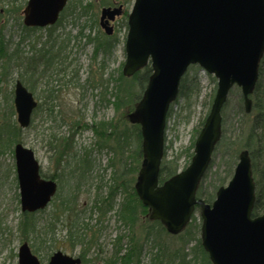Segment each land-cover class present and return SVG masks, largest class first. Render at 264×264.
<instances>
[{
    "label": "water",
    "instance_id": "1",
    "mask_svg": "<svg viewBox=\"0 0 264 264\" xmlns=\"http://www.w3.org/2000/svg\"><path fill=\"white\" fill-rule=\"evenodd\" d=\"M68 0H28L24 25H54ZM124 14V6L102 8L100 25L107 35ZM123 74L132 76L151 63L147 87L128 113L141 125L143 162L135 189L149 217L171 234L181 233L200 209L201 240L213 264H264V213L253 216L256 183L248 149L239 153L233 175L209 203L197 197L200 182L222 136V109L234 86L241 88L244 108L252 111L264 56V0H134L128 16ZM198 64L218 79L216 94L194 146L190 164L160 183L170 106L183 76ZM17 121L30 126L38 106L33 91L20 79L14 88ZM1 110V103H0ZM23 211L44 209L58 191V182L41 175L35 151L23 142L14 146ZM19 264H41L30 243L18 249ZM81 258L55 251L48 264H80Z\"/></svg>",
    "mask_w": 264,
    "mask_h": 264
},
{
    "label": "rangeland",
    "instance_id": "2",
    "mask_svg": "<svg viewBox=\"0 0 264 264\" xmlns=\"http://www.w3.org/2000/svg\"><path fill=\"white\" fill-rule=\"evenodd\" d=\"M27 1L0 0V37H4L9 49L18 48L21 56L6 65L0 59V122L5 114H10L11 104L15 108V83L25 67L22 59L31 54L32 44L38 41L40 47L48 35H52V42L53 39L57 43L64 42L62 59L42 76L35 77V87L31 90L41 105L33 113L32 124L22 132L23 143L35 151L41 171L57 176L59 188L49 205L36 212V232L24 234L19 229L24 211L16 171L15 144L0 152V264H19L18 249L26 240L41 264H48L50 256L58 250L80 257V264H122L114 256V239L129 231L118 221L115 211L104 216L95 207L96 200L108 194L113 174V168L108 165L112 154L98 146V137L88 125L113 119L117 123L128 116L127 111H117L112 104L116 82H108L109 77H118L126 60L128 27L125 14L112 22L118 42L112 53L105 56L101 51L96 54L95 50L98 42L107 35L100 25L102 8L107 5H101L100 0H69L71 6L56 29L49 32L41 27L22 39L23 9ZM19 6L23 9L18 13ZM89 35L92 41H89ZM42 67H39V73ZM187 75L189 79H199L200 95L190 99L179 95L166 128V157L171 160L180 155L179 171L190 164L187 148L194 137L197 138L196 131L200 132L204 125L218 83V79L200 65H191ZM241 107L244 108L242 91L235 86L222 109V128L231 138L244 131L254 116V111L244 115ZM13 118L17 121V113ZM53 136L58 138V144L65 139L71 142L64 148L66 155L60 158V162L50 142L51 139L55 142ZM224 149L213 153V166L206 173V185L215 182L217 173L226 175ZM85 157L89 163L83 160ZM232 175L221 186H226ZM195 215L200 221V209H196ZM127 244L125 241L124 247ZM151 253L152 244L146 242L140 264H151Z\"/></svg>",
    "mask_w": 264,
    "mask_h": 264
},
{
    "label": "trees",
    "instance_id": "3",
    "mask_svg": "<svg viewBox=\"0 0 264 264\" xmlns=\"http://www.w3.org/2000/svg\"><path fill=\"white\" fill-rule=\"evenodd\" d=\"M133 0H100L101 5L115 6L123 5L125 14V25L128 27L127 19L130 12V6ZM68 0L67 6L60 15L56 24L46 27L49 32L56 29L64 18L66 11L70 8ZM23 7L19 6L18 13L22 12ZM41 27H29L23 24V37H28L32 31H37ZM89 41L92 37L88 36ZM51 40V41H50ZM52 35H48L47 41L38 47L39 42L35 41L32 44L31 54L22 59V64L25 66L20 72L19 79L28 84L31 90L34 89V80L37 76H42L46 70L53 66L56 61L61 60V52L65 50L63 43H57ZM118 42L116 34L104 35L103 39L96 45V54L100 51L105 56L112 53L113 48ZM19 49H9L4 37H0V59L6 65L13 61L14 58L20 59ZM40 66L41 72H38ZM153 73L151 63L146 65L141 70L137 71L132 76H125L123 70L120 69L117 78L109 77L108 80L116 82V93L113 105L117 111H133L141 99L149 78ZM264 56L260 63V77L257 82L254 92L251 94L253 99L254 116L248 123L247 128L241 130L237 136L231 138L225 133L222 128V136L216 145L215 151L224 149L225 152V172L226 175L217 173L215 182L212 184L205 183L207 174L203 177L197 190V197L203 198L206 202L211 203L215 197L218 188L224 184L226 178L234 172V166L238 162L239 153L243 149H248L252 159L253 176L256 183V201L253 209V216L264 213ZM25 84V83H24ZM2 87V79H0V93ZM32 91V90H31ZM107 86L105 87V95L107 93ZM201 85L198 78H188V75L183 77L180 85V96L190 99L193 96H199ZM104 95V98H105ZM179 97L174 101L170 107L168 118L172 114L174 104ZM41 104L39 103V106ZM242 112L246 114L243 107ZM16 114L14 104L10 106V114L2 118L0 122V152L4 151L5 147H12L17 142H23L22 128L19 123L13 118ZM128 115V114H127ZM34 119H32L33 122ZM205 119L203 120V124ZM32 124V123H31ZM96 133L98 140L97 144L100 148H105L111 155L109 158V166L113 168L111 183L109 184L108 194L102 199H97L95 207L104 216L115 211L118 221L121 225L128 229V234H119L114 239L115 244V258L122 264H140V257L143 252L144 244L149 242L152 244L151 264H213L210 260L208 252L204 249L201 240V224L197 220L195 213L192 216L190 223L179 234H171L167 231L165 225L159 220H153L149 217V209L144 206L136 189L135 182L139 174V170L143 162L142 152V132L141 125L132 123L128 116L121 119L119 122L113 120L101 121L92 125H88ZM196 137L199 130L196 131ZM55 142L51 139L57 154L58 161L65 156V147L71 145L69 139H65L61 144L57 143L58 138L53 136ZM167 141V139H165ZM195 137L192 140L190 147L187 148L189 163L194 155ZM214 151V152H215ZM180 156V155H179ZM179 156L171 160L166 157L165 153L160 170V183H164L167 179L178 173L180 169ZM89 163L87 157L83 159ZM62 163V162H61ZM60 166V165H59ZM213 166V159L208 169L211 170ZM207 171V172H208ZM45 177L58 179L57 176L47 175L42 172ZM119 199V200H118ZM199 209V207H197ZM41 211V210H40ZM36 212L24 211L23 218L19 222V229L24 234L34 233L37 229V222L35 219ZM27 238V237H26ZM27 241V240H26ZM125 241L127 246L124 247ZM193 241L195 243L189 247ZM84 259V257H82Z\"/></svg>",
    "mask_w": 264,
    "mask_h": 264
}]
</instances>
